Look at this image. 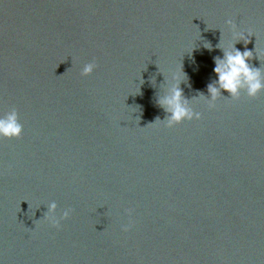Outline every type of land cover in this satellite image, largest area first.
<instances>
[{
	"label": "water",
	"instance_id": "1",
	"mask_svg": "<svg viewBox=\"0 0 264 264\" xmlns=\"http://www.w3.org/2000/svg\"><path fill=\"white\" fill-rule=\"evenodd\" d=\"M227 19L264 72V0H0V264H264V90L192 101ZM180 69L200 118L153 123Z\"/></svg>",
	"mask_w": 264,
	"mask_h": 264
},
{
	"label": "clouds",
	"instance_id": "2",
	"mask_svg": "<svg viewBox=\"0 0 264 264\" xmlns=\"http://www.w3.org/2000/svg\"><path fill=\"white\" fill-rule=\"evenodd\" d=\"M229 31L232 33L233 41L229 45L231 51L224 50L222 58H214L213 72L216 74L215 84H209L206 87L207 97L203 93L198 94L192 101L203 100L209 108L214 106V102L220 98L221 91L228 93L229 98L238 99L241 92L248 98H254L264 90V72L260 68L251 67L249 61L252 58V51L245 49L243 52L234 47L235 43L243 41L246 45L248 37L253 36L251 31H237L236 24L232 19L225 20ZM222 36V33H221ZM218 47L222 46L219 42ZM205 48L210 49L211 45L205 44ZM259 60L264 59V51H256ZM194 62V61H193ZM96 67L95 61L86 63L81 70L82 76L91 74ZM171 77L168 94L158 99V105L164 110L165 118L161 121L156 118L153 123H163L165 127H171L180 123L182 120L199 119L200 113L193 112L189 101L182 98L180 83L186 79V75L180 69V72H173ZM169 76L165 77V81L169 80ZM150 123V124H153ZM149 125V124H148ZM22 132V126L18 122L17 112L13 108L8 112L0 114V139L19 138ZM57 205L50 202L48 211L44 214V219L53 228H58L60 221L67 219L72 209L68 208L59 214V218L55 215ZM130 224L123 225L121 230L127 232Z\"/></svg>",
	"mask_w": 264,
	"mask_h": 264
}]
</instances>
